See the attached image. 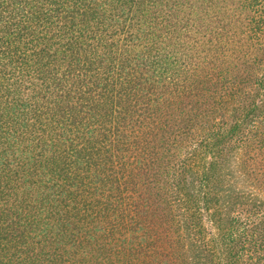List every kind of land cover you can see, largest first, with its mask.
Here are the masks:
<instances>
[{
	"label": "trees",
	"instance_id": "1",
	"mask_svg": "<svg viewBox=\"0 0 264 264\" xmlns=\"http://www.w3.org/2000/svg\"><path fill=\"white\" fill-rule=\"evenodd\" d=\"M0 264H264V0H0Z\"/></svg>",
	"mask_w": 264,
	"mask_h": 264
}]
</instances>
